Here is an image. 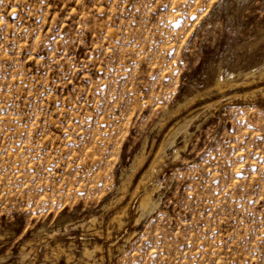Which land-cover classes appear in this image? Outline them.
Here are the masks:
<instances>
[{
  "label": "rangeland",
  "instance_id": "rangeland-1",
  "mask_svg": "<svg viewBox=\"0 0 264 264\" xmlns=\"http://www.w3.org/2000/svg\"><path fill=\"white\" fill-rule=\"evenodd\" d=\"M0 264H264V0H0Z\"/></svg>",
  "mask_w": 264,
  "mask_h": 264
},
{
  "label": "bare ground",
  "instance_id": "bare-ground-1",
  "mask_svg": "<svg viewBox=\"0 0 264 264\" xmlns=\"http://www.w3.org/2000/svg\"><path fill=\"white\" fill-rule=\"evenodd\" d=\"M250 76V75H249ZM221 78L218 77L217 78V82L216 84H220L221 83ZM228 84H231V82H229L227 80V82L223 85H228ZM223 85H220V86H223ZM231 86V85H230ZM229 87V86H228ZM164 124V123H163ZM186 123H183L181 126L177 127L174 131H172L169 136L167 138H165L161 144L158 146L155 154L153 155L152 158H146L145 157V154H144V151H143V147L141 148L140 151H137V153L135 152V154L133 155V158L131 159V161H129V172L127 173V175L125 176V178L123 179V181L121 182V185L120 187L125 189V190H129L130 193L133 195V194H136L137 195V204L138 206L140 207V210H141V213H145L147 211H150L152 210L156 203H157V199L154 198L153 196V193H155L149 186H148V183L151 181L150 180V176H151V173L153 171V168H154V165H156L155 163L157 162V160H159L158 158L161 156V152L165 149V147L168 145V144H171L174 140V137L176 135V133L180 130H187L186 129ZM188 132V131H186ZM98 147V146H97ZM100 148V147H99ZM102 149V148H101ZM150 151V150H149ZM89 152V151H88ZM94 152V151H93ZM97 153V152H96ZM94 153V154H96ZM163 153V152H162ZM100 155V153H98ZM102 154V153H101ZM92 155V154H91ZM147 155V154H146ZM88 156H90V154H88ZM93 156V155H92ZM97 156V155H96ZM105 156V155H104ZM103 158V157H101ZM100 158V159H101ZM114 158V157H113ZM92 160L90 161L91 162V165H90V162H89V165L88 166H91L93 168V172L95 173V170L98 171V173L101 174L103 173V170L104 168H108V165L106 166L105 164L102 165L98 159H96V157H92L91 158ZM99 159V160H100ZM105 159V158H104ZM107 159V157H106ZM109 159V158H108ZM111 160V159H109ZM115 160V159H114ZM102 162V161H101ZM105 162V161H103ZM109 163V161H107ZM115 163V162H114ZM111 165V164H110ZM113 165V163H112ZM127 166V165H126ZM110 168V167H109ZM126 170H127V167H125ZM89 169V168H88ZM123 169V168H122ZM92 170V169H91ZM110 170V169H109ZM156 170V169H155ZM89 172V171H88ZM87 172V173H88ZM91 172V173H93ZM109 172V171H108ZM98 174V175H99ZM109 174V173H108ZM124 174V173H123ZM155 174V173H154ZM153 174V175H154ZM88 175H93V174H88ZM87 175V176H88ZM103 175V174H102ZM125 175V174H124ZM93 176H96V175H93ZM106 176H108L106 174ZM92 177V176H91ZM103 177V176H102ZM152 177V176H151ZM90 178V176H89ZM95 177H93L92 179H94ZM106 178V177H105ZM98 179V178H97ZM104 179V178H102ZM99 181H102L100 179H98ZM97 180V181H98ZM150 180V181H149ZM98 181V182H99ZM149 181V182H148ZM153 182V181H152ZM151 182V183H152ZM90 183V182H89ZM102 183V182H101ZM120 183V182H119ZM92 184V183H91ZM98 184V183H97ZM157 185V184H156ZM96 186V185H95ZM117 186V185H116ZM118 187V186H117ZM142 187V189H140ZM154 187V186H153ZM122 189V190H123ZM122 194H125L124 192ZM114 195V194H113ZM131 195V196H132ZM156 195V194H155ZM159 195V194H158ZM118 196V195H117ZM124 195L122 196H118L120 198H117L118 199H121ZM135 196V195H134ZM156 197V196H155ZM136 198V197H135ZM134 199V198H133ZM159 199V198H158ZM127 200V198H126ZM157 200V201H156ZM113 202V201H111ZM116 202V201H115ZM129 202V201H128ZM133 201H131L132 203ZM110 203V202H109ZM130 203V202H129ZM106 204V203H105ZM120 204V203H118ZM117 204V206H118ZM127 202L125 201H122L121 202V205L119 206V208L114 212V215H113V218H118L120 217L119 214L120 213H123L122 215H124V212H125V209H127ZM109 206V205H108ZM157 206V205H156ZM109 208V207H108ZM138 208V207H137ZM156 208V207H155ZM107 210V209H106ZM129 210V209H127ZM127 210H126V213H127ZM139 210V211H140ZM132 211V210H131ZM131 213V212H130ZM140 214V213H139ZM121 215V214H120ZM143 215V214H142ZM93 219V218H92ZM119 219V218H118ZM116 220V219H115ZM139 220V218H138ZM120 221V220H119ZM136 221V220H135ZM121 223V222H120ZM99 230V229H98ZM86 249V248H85ZM90 249H86L84 251H86L87 253H90L89 251ZM70 254V253H69ZM91 255V253H90Z\"/></svg>",
  "mask_w": 264,
  "mask_h": 264
}]
</instances>
